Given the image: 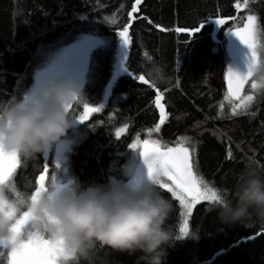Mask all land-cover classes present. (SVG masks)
Returning a JSON list of instances; mask_svg holds the SVG:
<instances>
[{
    "label": "trees",
    "instance_id": "obj_1",
    "mask_svg": "<svg viewBox=\"0 0 264 264\" xmlns=\"http://www.w3.org/2000/svg\"><path fill=\"white\" fill-rule=\"evenodd\" d=\"M134 2L0 0V102H8L12 96L22 99L36 71L84 36L94 37L99 44L89 53L83 86L90 106L101 105L107 84L115 70L118 72L101 110L90 113L83 123L76 120L60 139L68 142L67 170L71 177L82 182H125L120 172L128 155H133L129 143L158 139L174 146L186 136L196 144L197 174L222 193L227 190L225 197L230 198L246 161L264 169V85L246 110L221 114L224 37L228 29L240 26L248 14H254L262 33L258 42L261 48L264 0H247V6L239 10L236 0H141L128 25V48L119 58L122 41L118 31L128 22L127 13ZM218 16L235 19H227L214 38L209 22L187 44V35L174 30ZM261 52L264 54V48ZM149 61L163 66L165 82L155 84L147 78L143 69ZM140 74L148 84L137 79ZM157 91L163 94L166 113L159 131H155V124L160 122L154 103ZM70 111L75 117L81 115L83 104L71 105ZM123 126L125 132L117 137L115 129ZM149 128L154 131L150 133ZM51 155L52 149L47 156L20 159L12 186L5 189L9 201L34 190V178L45 162L49 165L45 183L51 181ZM160 191L173 206L168 223L177 237L182 221L179 202L166 190ZM212 208L207 202L194 206L189 233L168 248L166 264H264V222L253 217L223 224ZM138 255L109 251L107 260L109 264H142ZM0 264H7L6 255L0 254Z\"/></svg>",
    "mask_w": 264,
    "mask_h": 264
},
{
    "label": "clouds",
    "instance_id": "obj_2",
    "mask_svg": "<svg viewBox=\"0 0 264 264\" xmlns=\"http://www.w3.org/2000/svg\"><path fill=\"white\" fill-rule=\"evenodd\" d=\"M143 70L152 83L167 79L163 66L155 61L147 62ZM255 79L264 85V67L256 70ZM86 101L82 84L56 78L26 101L12 96L0 102V150L15 152L25 161L48 154L76 122L69 106ZM231 192L230 198L222 197L212 208L221 223H242L253 217L264 222V169L246 161ZM0 199H7L3 189ZM11 202L17 214L29 212L32 229L61 241L65 250L61 264H109V251L138 253L142 264H166L167 250L177 239L168 223L173 206L147 173L135 183L58 179L35 199L26 192ZM9 224L0 217L4 243Z\"/></svg>",
    "mask_w": 264,
    "mask_h": 264
},
{
    "label": "snow or ice",
    "instance_id": "obj_3",
    "mask_svg": "<svg viewBox=\"0 0 264 264\" xmlns=\"http://www.w3.org/2000/svg\"><path fill=\"white\" fill-rule=\"evenodd\" d=\"M140 4L141 0H135L131 4L132 11L127 13L129 20L118 31V36L125 49L128 48L130 41L128 25L131 23L133 12L137 10V6ZM246 6L247 0L243 4L240 3V0H236L235 8L237 10ZM143 18L148 19L146 16ZM225 19L235 18L218 16L214 19V22L216 25L221 26L225 24ZM208 21V18H205L203 22L195 26L177 27L174 30L187 35L189 38L185 41V44H187L193 37V34L199 32ZM148 22L149 24L152 23L151 20ZM156 27L159 28L161 26L156 25ZM163 30L166 31L167 29ZM226 33L235 37L241 46L237 47L234 45V48L242 64V69H234L229 66L226 68L223 77L227 83L226 98H230L234 102L238 101L234 103L231 109L233 115H235L238 109L241 111L246 110L255 98V91L258 89L255 72L258 68L264 67V54L261 52L264 45L258 48L259 38L262 33L258 25L257 17L254 14H248L243 20L241 27H232ZM126 70L129 72L127 64ZM129 74L132 75L131 72ZM137 79L145 84L149 83L143 74L138 75ZM246 83L250 84V89L244 95H241ZM162 97L163 94L157 91L154 103L160 112V122L155 124V131L160 130L161 124L164 123L166 118L165 106L161 102ZM70 107L71 105L68 110H70ZM98 111H100L98 107L90 106L86 102L83 104V113L76 116L75 119L83 123L90 113ZM148 131L151 133L154 130L149 128ZM120 135L121 130H117L116 136L119 137ZM128 147L134 150L139 149V155L146 165V173L149 179L160 190H167V192L171 193L172 197H175L179 201L180 208L182 209L181 214L186 215L179 227L180 235L177 238L188 235L189 227L187 216L192 214L194 204L205 201L207 204L214 205L219 203L221 198L227 194V190H224L222 193L213 183L197 174L199 164L195 157L196 144L194 141H190L189 137L179 138L174 146L161 143L158 139H144L142 142L134 140L128 144ZM20 163L21 161L17 153L0 150V189L5 190L12 186L13 177ZM53 163L58 169L59 163L55 160H53ZM48 171L49 165L45 162L43 164V170L34 178L35 187L31 191L33 199L41 191L47 190L45 177ZM51 182L54 185L57 183L55 173L52 175ZM20 196L19 194L17 195V197ZM0 217L10 221V235L7 237V243L0 241V250H3L0 251V254L6 255L7 264H61V259L65 256V250L60 240L52 239L31 227L26 232V239L20 238L24 225L30 220L29 212L21 211L17 214V209L11 201L8 199H0Z\"/></svg>",
    "mask_w": 264,
    "mask_h": 264
},
{
    "label": "rangeland",
    "instance_id": "obj_4",
    "mask_svg": "<svg viewBox=\"0 0 264 264\" xmlns=\"http://www.w3.org/2000/svg\"><path fill=\"white\" fill-rule=\"evenodd\" d=\"M241 26L242 24L238 27H241ZM120 42H121V39H120ZM98 44H99V40L95 39L94 37L84 36L83 40L77 43H74L70 45L69 47L63 49L55 57H53V59L46 66H43L40 70L36 71L33 74L30 80V84L28 86L27 93L22 99L26 101L30 97V95L34 94L37 90H39L45 84L50 82L52 79H56V78L71 79L84 86L85 80H86L85 73H86V68H87L88 56H89L90 51L94 49ZM122 44L123 43H121V45ZM234 45H236L237 47H241L238 41L235 39V37L231 36L229 33H226L224 37L225 63L223 65V76H222V82H223L222 97H223L224 104H223V107L221 108V114H224L225 111L227 110L231 112V109L234 106V103L238 102V101L234 102L232 99L226 98L227 83L223 78L224 72L226 71V68L229 66L233 67L234 69H242V64L240 63V59L235 51ZM122 55H124V53ZM259 84L260 83H258V85ZM262 88H263L262 85L258 86V89L255 91V96ZM249 89H250V84L246 83L245 88L244 90H242L241 95H244L245 92L248 91ZM238 111H241V110L238 109L237 112ZM117 130H121V134H123L126 130V127L124 126L118 127V129H115V132H117ZM68 150H69L68 142L64 140H59L52 147L51 164H52V167L54 168V173L56 175L57 180L58 179L61 180L68 176L66 172L67 162H68L67 158H69L70 156ZM132 152H133V155L131 154L128 155L127 163H125L124 170L122 168L120 172L121 178L123 179V181L127 183H135L143 179V177L146 174V165L144 164V161L139 155V149H136V150L132 149ZM53 160L59 163L58 169L55 167ZM48 184L46 185L48 186ZM200 202H205V201H200ZM195 205L196 204L193 205V208ZM181 213H182V209H181ZM185 215H182L181 223L185 219ZM189 218L190 216H187L188 220ZM28 230H30L29 222L26 223L24 225V228L22 229V232L20 235L21 239H26V232ZM186 237L187 235L183 236L182 238H186Z\"/></svg>",
    "mask_w": 264,
    "mask_h": 264
},
{
    "label": "bare ground",
    "instance_id": "obj_5",
    "mask_svg": "<svg viewBox=\"0 0 264 264\" xmlns=\"http://www.w3.org/2000/svg\"><path fill=\"white\" fill-rule=\"evenodd\" d=\"M210 24V23H209ZM211 26H212V38H214L215 37V35H216V33H217V31L216 32H214V26L212 25V24H210ZM220 28V27H219ZM218 28V29H219ZM183 35H186V34H183ZM124 50H125V47H124V45L122 44L120 47H119V54H118V57L120 58V57H122V54L124 53ZM121 53V54H120ZM118 66V68H121V65L119 64V65H117ZM117 70H115V72H114V76H113V78L110 80V82L107 84V87H106V94H105V96H104V98H103V102L105 101V100H107V93H108V88H110V85L112 84V82H113V80L116 78V76H117ZM102 102V103H103ZM101 103V104H102ZM101 110V109H100Z\"/></svg>",
    "mask_w": 264,
    "mask_h": 264
},
{
    "label": "water",
    "instance_id": "obj_6",
    "mask_svg": "<svg viewBox=\"0 0 264 264\" xmlns=\"http://www.w3.org/2000/svg\"><path fill=\"white\" fill-rule=\"evenodd\" d=\"M226 21H227V19H225V22ZM208 22L214 26V32H216L218 30V28L220 27V26L215 24L214 19H209ZM176 33L177 34H184V33H179V32H176ZM108 91H109V88H108ZM108 95H109V93H107V97H108ZM104 104H106V100L98 108L101 109Z\"/></svg>",
    "mask_w": 264,
    "mask_h": 264
},
{
    "label": "flooded vegetation",
    "instance_id": "obj_7",
    "mask_svg": "<svg viewBox=\"0 0 264 264\" xmlns=\"http://www.w3.org/2000/svg\"><path fill=\"white\" fill-rule=\"evenodd\" d=\"M103 98H104V97H103ZM102 102H103V101H102ZM66 172H67L68 176H67L66 178L61 179L62 182H63V181H66L67 179H69V178L71 177V175L69 174L68 170H67Z\"/></svg>",
    "mask_w": 264,
    "mask_h": 264
}]
</instances>
